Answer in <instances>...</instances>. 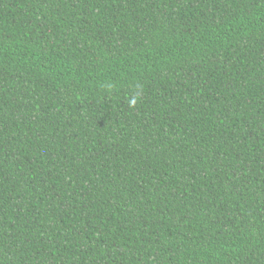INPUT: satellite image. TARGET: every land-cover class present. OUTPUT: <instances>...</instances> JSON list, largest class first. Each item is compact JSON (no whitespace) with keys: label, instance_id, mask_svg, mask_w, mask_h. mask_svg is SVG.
Instances as JSON below:
<instances>
[{"label":"trees","instance_id":"obj_1","mask_svg":"<svg viewBox=\"0 0 264 264\" xmlns=\"http://www.w3.org/2000/svg\"><path fill=\"white\" fill-rule=\"evenodd\" d=\"M0 264H264V0H0Z\"/></svg>","mask_w":264,"mask_h":264}]
</instances>
